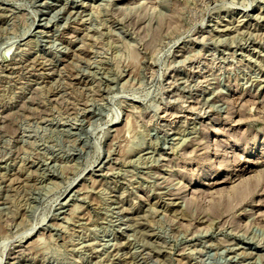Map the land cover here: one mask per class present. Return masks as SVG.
<instances>
[{"label":"rangeland","instance_id":"1","mask_svg":"<svg viewBox=\"0 0 264 264\" xmlns=\"http://www.w3.org/2000/svg\"><path fill=\"white\" fill-rule=\"evenodd\" d=\"M0 264H264V0H0Z\"/></svg>","mask_w":264,"mask_h":264}]
</instances>
